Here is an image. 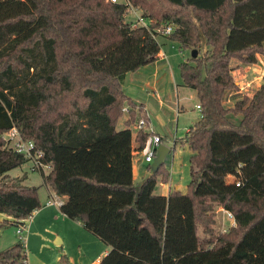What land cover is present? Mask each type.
Returning <instances> with one entry per match:
<instances>
[{
	"label": "trees",
	"instance_id": "obj_1",
	"mask_svg": "<svg viewBox=\"0 0 264 264\" xmlns=\"http://www.w3.org/2000/svg\"><path fill=\"white\" fill-rule=\"evenodd\" d=\"M130 2L152 29L174 22L168 36L181 48L208 46L179 63L201 104L200 118L176 140L194 150L187 190L155 191L170 180L165 163L156 172L148 164V177L134 181V151L149 131L138 129L135 147L130 125L148 115L122 81L157 61L161 42L126 19L127 4L0 0V212L14 218L3 223L42 206L41 185L9 172L30 158L5 136L16 126L51 164L41 169L43 183L67 195L62 212L111 246L97 264H264V80L252 96L224 104L238 87L232 61L264 55V0ZM126 105L127 126L118 128ZM215 203L236 222L217 236ZM200 223L210 236L200 235ZM0 264H29L26 243L0 250ZM61 264H72L66 252Z\"/></svg>",
	"mask_w": 264,
	"mask_h": 264
},
{
	"label": "rangeland",
	"instance_id": "obj_2",
	"mask_svg": "<svg viewBox=\"0 0 264 264\" xmlns=\"http://www.w3.org/2000/svg\"><path fill=\"white\" fill-rule=\"evenodd\" d=\"M130 18L131 20L133 19L132 13L127 15L126 19ZM164 36L170 38L168 35H158L157 38L158 40L160 39L164 41ZM166 42L167 44H163V47L168 52V58L164 60L161 59V61H159V72L162 77L160 89L163 95L162 103L159 102L158 97L153 91V86L147 82L149 79H156V76H149L155 66L153 63L140 67L137 72H127L122 82L126 92L147 102L149 113L152 116L151 119L153 118V124L147 123L146 127L149 131L155 130L165 136V138H163L164 143L171 147V151L166 155L165 164L170 168L173 181H179L182 185V189L186 191L188 182L191 178L190 156L194 150H192L188 144H184L180 140L176 143L175 138L183 136L187 131V127L194 124L196 120L200 118L201 109L196 107L198 97L195 94V90L189 86H183L180 88L179 92L181 98L183 99L182 103L186 106V110H188V112L177 114L176 107L178 102L176 86L178 83L183 82L180 74L179 63L184 59H189L192 56V50L181 48L179 43L174 40L169 39ZM207 48L208 46L204 43V41H202L198 50L199 55L203 54ZM232 64L234 66H241V63H239L237 59H234ZM241 73H239V75H241V81L238 83V87L227 90L224 95V104L227 106H232L236 99L241 98L245 94L252 96L255 90L262 84L264 80V55H260V59L256 64L250 68L246 67L245 71H241ZM132 76L135 77L132 78ZM165 77L166 80L164 81ZM149 84L150 86H147ZM121 123L122 121H119L118 127L122 126ZM137 123L138 120L131 124L133 136L134 131L140 129L137 127ZM134 144L136 145L135 140ZM136 154L134 156L135 170L137 174L136 180L140 181L143 176L139 175V171L141 170L142 173V169L145 168V164H142V167L139 165ZM45 169L46 171H49L47 167ZM24 171L28 172L30 178H25L21 183L41 185L40 194L42 200H46L50 197L49 190L43 183L41 169L35 167V163L32 158H29L21 166L15 167L9 172L12 175H17L23 173ZM227 179L233 180L234 177H230V175H228ZM155 191L158 193H165L167 191V184L163 181H159ZM52 192H54L56 196L55 191L52 190ZM211 213L213 214L214 219V222L211 224L214 230V236L229 230L233 224V220L229 217L227 209L223 206V204L215 203ZM27 227L20 236L22 238L21 240L24 242L25 238H27L26 236L28 235L29 237V233L26 231ZM43 229L44 228H42V230ZM50 229H52V232L43 231V234L50 237L49 242L53 246V249H50L47 253H45L49 256L50 264H60L55 259V253H61L63 251L66 252L72 264H94L95 258L102 251L101 249L105 247H109V249L111 248L109 244L105 243L97 235L87 230L83 225H80L74 219H70L68 217H57L54 219V222L50 224ZM199 233L201 236H210L209 233L205 232L204 226L201 223L199 224ZM19 235L20 234L17 233L16 224L3 225L2 230H0V250L11 246L16 239H19ZM57 235L62 238L61 244H57L55 242ZM30 236L31 238L27 239L30 251L29 249H26L29 252L40 256L41 249L39 247V243L42 236H37L34 232L31 233Z\"/></svg>",
	"mask_w": 264,
	"mask_h": 264
},
{
	"label": "crops",
	"instance_id": "obj_3",
	"mask_svg": "<svg viewBox=\"0 0 264 264\" xmlns=\"http://www.w3.org/2000/svg\"><path fill=\"white\" fill-rule=\"evenodd\" d=\"M170 38H168L167 36H164V41H162V40H160L159 39V41L161 42V50H160V56H159V58L157 59V61H155L153 64L155 65L154 66V69H153V71H152V73L149 75V76H153V77H155L156 76V79H153V80H148L147 82L148 83H150L152 86H153V91L155 92V94H156V96L158 97V99H159V102L160 103H162L163 102V95H162V93H161V91H160V89H161V84H162V77H161V75H160V67H159V61H161V59H166V58H168V52L164 49V47H163V44H167V40H169ZM170 40H172V39H170ZM173 45V44H172ZM180 45V44H179ZM260 55H262V54H259L258 55V57H259V59H260ZM165 56V57H164ZM185 60V59H184ZM259 61V60H258ZM257 63V62H256ZM256 63H252V64H241V66H239L238 68H235L234 70H233V75H234V77H235V80H236V82H237V84L238 83H240V81H241V75H239V73H241V71H245V69H246V67H251V66H253L254 64H256ZM138 70H136V71H134V72H137ZM127 74V73H126ZM242 74V73H241ZM144 76V75H143ZM135 76H132V78H134ZM166 80V77L164 78V81ZM150 84L149 85H147V86H150ZM185 87L186 85L185 84H183V82L182 83H178V85L176 86V93H177V114H180V113H187L188 112V110H186V106L182 103V98H181V96H180V92H179V90H180V88H182V87ZM152 88V87H151ZM193 89V88H192ZM194 90V89H193ZM128 93V92H127ZM129 94V93H128ZM195 94L197 95V92L195 91ZM129 95H131L135 100H137L138 102H142V103H144V110H145V113H146V115H148V124H153V118L151 119V114L149 113V110H148V104H147V102H145V101H143L142 99H138V98H136V97H134L132 94H129ZM198 97V96H197ZM200 101H199V99H198V102L197 103H199ZM197 103H196V107H197ZM198 108V107H197ZM127 117H128V113L127 114H125L121 119H120V122L122 121V123H121V125L122 126H119L118 128H123V127H125V126H127L126 125V123H125V120L127 119ZM198 120V119H197ZM196 120V121H197ZM119 124V123H118ZM133 124V123H132ZM191 126V125H190ZM190 126H188L187 127V129L186 130H188L189 129V127ZM130 127L132 128V125H130ZM145 130H147V131H149L148 130V128L147 127H145L144 128ZM137 131H138V129H137ZM137 131H134V136H133V146H137V141L135 140V137H136V133H137ZM160 133V132H159ZM161 134V133H160ZM163 136V135H162ZM163 138H165V136H163ZM176 139L177 138H175V141H176ZM134 140H135V142H136V145L134 144ZM164 140V139H163ZM164 143V142H163ZM165 144V143H164ZM139 151V152H138ZM136 153H138V154H136ZM135 154L137 155V158H138V162H139V165L141 166L142 164H145V168H143L142 169V173H141V170L139 171V175H142L143 177H141L142 179H140V181H137L136 180V177H137V174H136V170H135V161H134V158H133V169H134V181H135V183H137V184H139V183H141L142 181H143V179L144 178H146V177H148V175L150 174V172H151V170H150V168H149V166H148V164H151V163H147V162H145L144 161V158H143V155H142V153H141V151L140 150H135L134 151V156H135ZM142 167V166H141ZM49 170H50V166L49 167H47ZM44 171H46V169H44ZM46 172H48V171H46ZM22 175H24L25 176V178L27 179V178H30L29 177V175H28V172L27 171H24L23 173H21V174H17V175H14V176H22ZM42 179H43V177H42ZM159 181H161V180H159ZM158 181V182H159ZM166 184H167V191L165 192V193H163V194H169L172 190H174V189H181L182 191H184L183 189H182V185H181V183L179 182V181H176V182H174L173 181V177H172V174H171V178H170V180L168 181V182H165ZM37 185V184H36ZM46 185V184H45ZM46 187L48 188V190H49V195H50V197H48L46 200H42V198H41V201H42V206L41 207H39V208H37L28 218H27V233H29V237H28V235L26 236L27 238H25V243H26V248L27 249H29V243H28V241H27V239L28 238H31V233H35V235H37V236H42V238H41V241H40V243H39V247H40V249H41V255L40 256H38V255H36V254H34V253H31V252H29L30 251V249H29V251L27 250V253H28V261H30L29 262V264H50L49 263V256H47V254H45V253H47L48 252V250H50V249H53V246H52V244L49 242V239H50V237L48 236V235H46V234H43V231L44 232H52V229H50V224H52L53 222H54V219H56L57 217H61V216H63V217H68L65 213H63L62 212V210H61V203H59V204H57V203H47V201L50 199V198H59V199H61V201L63 202V201H65L66 199H67V195H60V194H57L56 192V196H55V194H54V192H52V188L49 186V185H46ZM40 191V190H39ZM54 191V190H53ZM40 197H41V194H40ZM61 197V198H60ZM53 206V207H52ZM52 207V208H51ZM68 218H70V217H68ZM6 219H8V220H10V221H12V220H14V218L13 217H11L10 215H8L7 213H4V212H0V225H2V226H0V230H2V227H3V225H7L8 223H3V221L4 220H6ZM70 219H73V218H70ZM75 221H77L80 225H83L79 220H76V219H74ZM232 220H233V218H232ZM3 223V224H2ZM232 225H234V224H236V222L234 223V220L232 221ZM38 226H40V227H38ZM25 227V228H26ZM24 228V229H25ZM42 228H44L43 230H42ZM24 229L22 230V232H17L18 234H20L19 235V239H16V241H14V243H16L18 240H20V239H22L20 236H21V234L23 233V231H24ZM58 238H61L60 236H58L57 235V238L56 239H58ZM61 240H62V238H61ZM56 242V241H55ZM14 243H12V245L14 244ZM57 244H61L62 243V241L61 242H56ZM101 247V246H100ZM102 248V247H101ZM111 249V248H110ZM109 247H105V248H103V249H101L102 251H101V253H99L98 255H97V257L95 258V260H94V264H97L98 262H99V260L101 259V257L104 255V254H106L109 250ZM1 250H3V249H1ZM62 253H64V251L63 252H61V253H55V259H56V261H58L60 264H61V254ZM32 258H33V260H32ZM70 259V258H69Z\"/></svg>",
	"mask_w": 264,
	"mask_h": 264
},
{
	"label": "built area",
	"instance_id": "obj_4",
	"mask_svg": "<svg viewBox=\"0 0 264 264\" xmlns=\"http://www.w3.org/2000/svg\"><path fill=\"white\" fill-rule=\"evenodd\" d=\"M112 2H124L127 4V15L132 13L133 19H128L132 22L133 25H143L146 26L150 32L157 37L158 35H170L176 29V24L174 22H165L160 26L152 29L150 26V19H147L143 16V12L140 8L133 5L130 0H110ZM197 107L201 109V104L197 103ZM123 110L128 113L129 107L124 106ZM148 123V118L142 116L138 119L137 127L138 128H145ZM6 138L10 139L13 146L20 152L25 153L26 156L32 158L35 163V167L39 169H45L46 167H51L50 163H46L41 160V156L43 152L40 149L36 148L35 142L32 139H26L22 136L20 130L14 126L9 131L5 133ZM163 136L159 132L152 130L149 131V134L146 138V142L144 147L142 148L141 152L143 154L144 161L147 163H152L157 155L158 148L160 144H162ZM233 176L234 179H230V181L235 182L237 185L241 183V179L238 178L235 174H230V177ZM47 203H62L61 199L59 198H50ZM227 213L230 218H233L235 223V218L231 211L227 210ZM28 218V217H27ZM27 218L17 220V232H22V230L27 226Z\"/></svg>",
	"mask_w": 264,
	"mask_h": 264
},
{
	"label": "water",
	"instance_id": "obj_5",
	"mask_svg": "<svg viewBox=\"0 0 264 264\" xmlns=\"http://www.w3.org/2000/svg\"><path fill=\"white\" fill-rule=\"evenodd\" d=\"M198 49L194 48L192 49V56L196 57L198 55ZM171 151V147L167 144H160L159 148H158V152L157 155L154 159V161L151 163V169L152 172H156L159 168V166L162 163H165V159H166V155ZM61 238L56 239V242H61Z\"/></svg>",
	"mask_w": 264,
	"mask_h": 264
}]
</instances>
